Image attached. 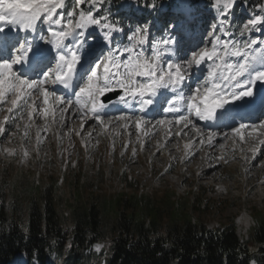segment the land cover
<instances>
[{
    "label": "snow or ice",
    "instance_id": "obj_1",
    "mask_svg": "<svg viewBox=\"0 0 264 264\" xmlns=\"http://www.w3.org/2000/svg\"><path fill=\"white\" fill-rule=\"evenodd\" d=\"M105 2L74 0L69 10L66 0H0V108L6 109L0 134L6 133V125L23 119L25 111L30 123L37 116L66 123V114L72 112L80 116L81 128L88 119L106 127L104 117L115 111L119 115L108 124H134L138 132L142 124L171 125L180 127L177 136L188 135L185 130L191 128L199 142L209 146L219 133L208 132L205 139L194 119L206 122L205 127H229L241 142L246 140L243 129L264 133V119H259L264 116V96L257 98L252 87L264 81V41L244 39V33L258 25L264 29V16L244 23L238 39L227 20L235 2L225 0L222 19L202 42H193L187 28L191 5L177 0V11L160 36L153 37L149 21L134 30L128 25L130 34L123 42L117 34H124L126 27L119 18L112 19L110 0L107 9ZM131 3L156 7L141 0ZM161 108L165 115L153 123ZM253 117L258 125L242 122ZM168 134H173L171 129ZM222 135L227 139L229 134ZM260 147L264 140L250 149L252 158ZM244 159L250 162L247 155Z\"/></svg>",
    "mask_w": 264,
    "mask_h": 264
},
{
    "label": "rangeland",
    "instance_id": "obj_2",
    "mask_svg": "<svg viewBox=\"0 0 264 264\" xmlns=\"http://www.w3.org/2000/svg\"><path fill=\"white\" fill-rule=\"evenodd\" d=\"M234 2L236 9L231 11L227 20L239 39L243 24L255 16H264L261 11L264 8L247 7L245 0ZM224 3L225 0H213V4L199 2L194 9L191 7L188 31L203 32L193 42H202L208 37L212 25L222 19ZM66 4L71 10L74 0H66ZM82 7L88 9L87 4ZM169 15L171 13L163 15L165 21ZM116 18L126 27L124 34H117L119 40L123 37V42H127L130 34L127 31L128 25L134 30L137 26L152 22L151 15L138 21L131 16L112 17L113 20ZM153 28L152 22L151 32L156 35ZM217 32L219 33V29ZM263 36L264 29L258 25L257 37ZM244 39H251V35L245 32ZM5 114L6 109L0 108V120ZM16 115L19 116L20 113ZM116 115L119 113L115 111L107 113L104 117L106 127L94 119H88L81 128L80 116L72 112L66 114V123L59 120L53 123L51 116L47 121L37 116L30 123L25 111L23 119L6 125V133L0 134V205L8 213L15 207L26 217L31 201L39 202L41 192L48 190L65 226H69V208L73 204L80 206L79 210L87 206L93 193L97 194L95 201L100 206L109 198L118 196L129 200L136 196L143 204L148 202L152 208L164 209L163 218L157 225L160 232L164 230L168 220L167 207L174 206L176 210L188 214L193 222H200L208 228L233 225L240 240H246L250 230L260 220H264V193L260 190L264 188V184L251 186L257 174L254 168L264 166V147L258 149L255 158H252L250 151L264 140V133L253 131L252 135H244L246 140L241 142L229 127L206 130L196 126L205 139L208 132L219 133L209 146L201 144L196 131L191 128L185 130L188 135L177 136L175 133L181 130L180 127L171 125L155 128L149 125L146 128L142 124L138 132L134 124L127 127L115 121L108 124V119ZM161 118L163 115L160 111L154 119H148H153L155 123V120ZM259 119H264V116ZM195 121L197 120L193 121L196 124ZM242 122L258 125L259 120ZM29 123L30 126L26 129L25 125ZM169 129L172 135L168 134ZM249 129L241 131L244 133ZM25 131L27 136L24 135ZM223 133L229 134L227 139ZM82 141H86L87 146ZM186 144H190V149H185ZM241 148L246 150L250 162L245 161ZM6 149L9 151H5ZM25 152L27 156L24 155ZM221 155L224 160L217 159ZM77 178L80 179L77 187L81 196L78 202L75 199ZM111 207L107 205L102 208L105 242L114 235L111 225L115 213ZM146 225L150 226L148 219ZM0 226H3L2 221ZM104 249L103 243L93 244L87 252L88 263L102 264ZM16 262L26 264L22 255L16 257ZM251 264L256 262L252 261Z\"/></svg>",
    "mask_w": 264,
    "mask_h": 264
},
{
    "label": "trees",
    "instance_id": "obj_3",
    "mask_svg": "<svg viewBox=\"0 0 264 264\" xmlns=\"http://www.w3.org/2000/svg\"><path fill=\"white\" fill-rule=\"evenodd\" d=\"M122 1L110 0L111 12ZM199 1L212 4L213 0H192V3L196 5ZM245 1L247 7L264 8V0ZM141 3L155 4L148 15L161 23L164 13L177 9V0H141ZM103 7L109 8L108 0ZM134 7L137 6L130 5V13L142 17ZM229 31L232 32L231 28ZM79 181L77 178L76 202L81 197ZM91 195L87 206L79 210L80 206L73 204L69 208V226H65L48 190L41 192L39 202L31 201L26 217L15 207L8 213L0 205L3 223L0 264H18L16 257L20 255L26 264H89L87 252L95 243H103L105 248L102 264H251L252 261L264 264L263 219L250 230L246 240H240L233 225L208 228L169 206L166 227L160 232L157 225L165 213L161 207L152 208L136 196L129 200L109 198L100 206L95 201L97 194ZM107 205L115 213L111 225L114 235L105 242L102 208ZM146 219L150 226L146 225Z\"/></svg>",
    "mask_w": 264,
    "mask_h": 264
},
{
    "label": "bare ground",
    "instance_id": "obj_4",
    "mask_svg": "<svg viewBox=\"0 0 264 264\" xmlns=\"http://www.w3.org/2000/svg\"><path fill=\"white\" fill-rule=\"evenodd\" d=\"M258 82H260V81H258ZM257 82V83H258ZM256 83V84H257ZM196 122V126L198 127V128H202V126H201V124H200V121H195ZM225 128H228V127H225ZM249 129V128H248ZM229 132V134H230V131H228ZM255 133H258V132H256V131H254ZM253 130H248V131H246V132H244V133H242L243 135H247V136H249V135H252L253 133ZM241 150H242V155H246L247 154V152H246V150L244 149V148H241ZM236 156H233V158H235ZM263 163H264V160H263ZM254 171L255 172H257V174L255 175V177L253 178V181H252V185L251 186H254V185H256V184H258V183H260V184H264V166H261V167H258V168H254ZM249 172H251L250 170H249ZM260 190H261V192H263L264 193V188H260ZM264 198V197H263Z\"/></svg>",
    "mask_w": 264,
    "mask_h": 264
}]
</instances>
